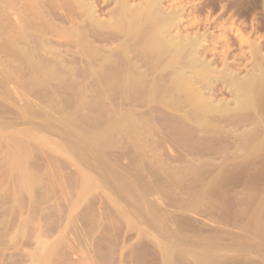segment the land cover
Returning <instances> with one entry per match:
<instances>
[{
  "label": "rangeland",
  "instance_id": "obj_1",
  "mask_svg": "<svg viewBox=\"0 0 264 264\" xmlns=\"http://www.w3.org/2000/svg\"><path fill=\"white\" fill-rule=\"evenodd\" d=\"M152 1L0 0V264H264V0Z\"/></svg>",
  "mask_w": 264,
  "mask_h": 264
},
{
  "label": "bare ground",
  "instance_id": "obj_2",
  "mask_svg": "<svg viewBox=\"0 0 264 264\" xmlns=\"http://www.w3.org/2000/svg\"><path fill=\"white\" fill-rule=\"evenodd\" d=\"M143 1H144V0H143ZM151 1H152V0H151ZM127 2H128V1H127ZM145 2H146V0H145ZM147 2H149V0H148ZM147 2H146V3H147ZM156 2L158 3V1H156ZM156 2H155V4H154V1H152V3H153L154 5H156ZM125 3H126V2H125ZM149 3H151V2H149ZM128 4H129V2H128ZM153 4H152V5L150 4V5H151V6H150V5L147 3V5H148L147 9L151 10V11H150L151 13H153V11H152L151 8H149V6H150V7H153ZM123 5H124V4H123ZM157 5H158V4H157ZM124 6H125V5H124ZM141 6L143 7V8H142V12H143V11L145 10V8H146V7H144V6H146V5L144 4V5H141ZM119 7H120V5H119ZM135 7H136V6H135ZM137 7H138V5H137ZM137 7H136V9H137ZM156 7H158V6H156ZM123 8H124V7L122 6V9H123ZM129 8H130V7H129ZM132 8H133V7H132ZM132 8H130V10H131ZM154 8H155V6L153 7V10H154ZM119 9H120V8H119ZM125 9H127V7H126ZM125 9H124V11H125ZM134 9H135V8H134ZM158 9H159V7H158ZM127 10H128V9H127ZM127 10H126L125 12H127ZM137 10H138V9H137ZM155 10H156V9H155ZM124 11H123V12H124ZM131 11H132V10H131ZM134 11H136V10H134ZM156 11H157V10H156ZM159 11H160V10H159ZM125 12H124V14H125ZM129 12H130V11H128V13H129ZM150 12H149V15H150ZM154 12H155V11H154ZM128 13H127V14H128ZM146 13H147V11H146ZM157 13H158V12H156V14H157ZM127 14H126V15H127ZM131 14H132V16L134 17V15H133V11H132ZM136 14H137V13H136ZM144 14H145V13H144ZM147 14H148V13H147ZM147 14H146V16H147ZM154 14H155V13H154ZM122 15H123V14H122ZM128 15H130V13H129ZM138 15H139V14H138ZM138 15H137V16H138ZM141 15H142V14H141ZM141 15H140V16H141ZM151 15H152V14H151ZM130 16H131V15H130ZM142 16H143V15H142ZM153 16H154V15H153ZM124 17L126 18V16H123V18H124ZM138 17H139V16H138ZM119 18L121 19V14H120V17H119ZM123 18H122V19H123ZM135 18H136V16H135ZM139 18H140V17H139ZM139 18H136V19H137L136 21H140ZM142 18H143V17H142ZM144 18H145V16H144ZM153 18H154V17H153ZM131 19H132V17H131ZM133 19H134V18H133ZM133 19H132V20H133ZM149 19H150V17H149ZM154 19H155V18H154ZM168 19H169V18H168ZM126 20H127V19H126ZM134 20H135V19H134ZM134 20H133V21H134ZM142 20H143V19H142ZM145 20H146V19H144V21H145ZM157 20H158V19H157ZM163 20H165V19H163ZM169 20L172 21V19H169ZM127 21L130 22V20H127ZM147 21H149V20L147 19ZM171 21H170V22H171ZM173 21H174V20H173ZM129 22H127V23H129ZM141 22H142V21H141ZM149 22H150V21H149ZM149 22H148V23H149ZM161 22H162V20H161ZM164 22H165V21H164ZM130 23H131V22H130ZM138 23L140 24V22H138ZM148 23H147V25H148ZM156 23L158 24V22H156ZM166 23H168V20H167ZM135 24L137 25V23H135ZM139 24H138V25H139ZM150 24H152V23H150ZM154 24H155V23H154ZM142 25L144 26L145 24L143 23ZM171 25H172V24H171ZM140 26H141V25H139V28H140ZM153 26L156 27L155 25H153ZM158 26H159V31H161V32H159V34L164 33V32H162L161 29H162V28H167V26L164 27L163 24L160 25V23H159ZM130 27H131V26H130ZM148 27H149V26H147L146 29H148ZM150 27H152V26H150ZM150 27H149V29H150ZM154 27H153V29L156 30V28H154ZM160 27H161V28H160ZM169 27L171 28V26H169ZM172 27H173V25H172ZM144 28H145V27H144ZM170 28H168V29H170ZM128 29H129V28H128ZM140 30H141V29H140ZM144 30H145V29H144ZM155 30H154V31H155ZM165 30H166V29H164L163 31H165ZM149 32H150V30H149ZM151 32H152V34H153V31H151ZM151 32H150V33H151ZM157 32H158V31H157ZM144 33H145V32H144ZM155 34H156V33H155ZM157 34H158V33H157ZM164 34H165V33H164ZM154 36H155V35H154ZM200 36H201V35H200ZM202 36H203V35H202ZM242 36H244V35H242ZM155 37H156V36H155ZM157 37H158L159 40L157 39ZM157 37H156V40L153 41V43H152L151 46H150L151 49H149V54H150V51H153L154 54H155L156 52H159V53L161 54L162 52H164L163 49L167 51V49H165V47H166L167 45H168V46H171L170 41H171L172 39H171L170 41L168 40L170 44H167V43H168L167 41H163V42H167V43H166L167 45L164 47L163 42H161L162 39L159 37V35H157ZM178 37H179V36H178ZM196 37H197V36H196ZM148 38H149V37H148ZM164 38H165V37H164ZM181 38H182V37H181ZM244 38H245V37H244ZM154 39H155V38H154ZM160 39H161V40H160ZM178 39H179V38H178ZM195 39H196V38H195ZM195 39H193V40H195ZM201 39H202V37H201ZM246 39H247V38H246ZM151 40H152V39H151ZM151 40L149 39V41H151ZM180 40H181V39H180ZM180 40H179V41H180ZM182 40H183V39H182ZM189 40H190V39H189ZM198 40H199V39H198ZM198 40H196L195 43H198ZM203 40H204V39H203ZM173 41H175V40H173ZM187 41H188V38H187ZM200 41H202V40H200ZM247 41H248V40H247ZM250 41H251V39H250ZM188 42H189V41H188ZM179 43H181V42H178V44H179ZM186 43H187V42H186ZM186 43H185V44H186ZM191 43H194V42H190L189 44H191ZM195 43H194V44H195ZM200 43H201V42H200ZM256 43H257V42H256ZM256 43H253V44H256ZM172 44H174V43H172ZM189 44H188V45H189ZM201 44H202V43H201ZM251 44H252V43H251ZM260 44H261V43H260ZM260 44H259V45H260ZM146 45H147V44H146ZM175 45H176V46H175ZM179 45H180V44H179ZM182 45H183V44H182ZM188 45H187V46H188ZM191 45H192V44H191ZM191 45H190V46H191ZM195 45H196V44H195ZM195 45H194V47H195ZM198 45H199V44H198ZM202 45H203V44H202ZM245 45H246V43H245ZM256 45H257V44H256ZM185 46H186V45H184V48H185ZM187 46H186V47H187ZM248 46H249V45H248ZM252 46H253V45H252ZM146 47H147V46H145V49H147ZM172 47H174L175 49H178V50H179V48H180L181 51L179 50V51H180L179 53H180V54L182 53V49H183L182 46H181V47H178L177 44H176V42H175L174 45H172ZM177 47H178V48H177ZM200 47H201V46H200ZM249 47H250V46H249ZM143 48H144V46H143ZM189 48H190V47H188V49H189ZM191 48H192V49H191ZM191 48H190L189 50H190V51H191V50L193 51V49H194L193 46H191ZM255 48H256V47H255ZM257 48H258V46H257ZM257 48H256V50H257ZM259 48H261V46H259ZM259 48H258V50H259ZM130 49H131V47H130ZM172 49H173V48H172ZM199 49L201 50V48H199ZM169 50H170V49H169ZM184 50H186V52H187V54H188V51H189V50H187V48H186V49H183V51H184ZM194 50H195V49H194ZM196 50H198V49H196ZM196 50H195V51H196ZM246 50H247V49H246ZM246 50H245V51H246ZM248 50H249V49H248ZM250 50H251V48H250ZM253 50H255V49L253 48ZM256 50H255V51H256ZM258 50H257V52L254 51V52H255L254 55L257 54V56H256V57H258L257 60H258V62H260V61H263V60H264V55H263V57L261 56L262 59H260L261 57L259 58L258 54L260 55V53H262V52H260V51L258 52ZM260 50H261V49H260ZM141 51H142V49H141ZM144 51H145V50L143 49V52H144ZM175 51H176V50H175ZM190 51H189V52H190ZM198 51H199V50H198ZM263 51H264V50H263ZM146 52H147V50H146ZM171 52H172V50H171ZM171 52H167V53L171 54ZM196 52H197V51H196ZM242 52H243V51H242ZM247 52H248V51H247ZM254 52H252V56H253V53H254ZM151 53H152V52H151ZM164 53H165V52H164ZM173 53H176V52L173 51ZM179 53L177 52L176 54L180 55ZM191 53H192V52H191ZM191 53H189V54H191ZM248 53L250 54V52H248ZM152 54H153V53H152ZM182 54H183V53H182ZM182 54H181V55H182ZM189 54H188V56H189ZM193 54L195 55V53H193ZM198 54H199V53H198ZM262 54H263V53H262ZM262 54H261V55H262ZM135 55H136V54H135ZM137 55H138V54H137ZM137 55H136V56H137ZM146 55L148 56V53H146ZM150 55H151V54H150ZM150 55H149V56H150ZM156 55H157V54H156ZM161 55H162V54H161ZM161 55H160L159 61H160V59H161V57H162ZM164 55H166V54H164ZM181 55H180V58H181ZM196 55H197V54H196ZM142 56H143V54H142ZM149 56H148V57H149ZM171 56H172V54L170 55V57H171ZM174 56H176V55H174ZM185 56H186V53H185ZM185 56H183V58H184ZM188 56H186V57L188 58ZM191 56H192V55H191ZM199 56H200V55H199ZM250 56H251V55H250ZM134 57H135V56H134ZM138 57H139V56H138ZM145 57H146V56H145ZM154 57H156V56H154ZM170 57H168V58L171 60L172 58H170ZM176 57H178V62L182 61V60H180L179 56H176ZM193 57H194V56H193ZM253 57H254V56H253ZM150 58H151V57H150ZM168 58H166V59L168 60ZM183 58H182V59H183ZM196 58H199V59L197 60ZM200 58H201V57H196V56H195V59H192V57H191V58H188V62L190 61V63H188V65L186 64V63H187V59H185V60L183 59V60L185 61V62L183 61V63L186 64L187 66L184 65V64L181 63V62H180V63H176L177 61L174 62V61H173L174 58L170 61V64H171L172 61H173L174 64L176 63V64H175V67H178V64H179V66H182V67H183V68L181 67V68L183 69V71H180V72L178 71V72H177V73H179V74L177 75V77H178V90H179L180 92H181V89H183L182 87H183L184 83H186V80L188 79V78L186 77V76H188V74L186 75V74L184 73V72H186V71H184V68H185L184 66H186V68H188V66H189V67H190V68H189L190 71H191V70H195L194 66L197 68L198 63H200V64L202 63V59L200 60ZM175 59H176V58H175ZM189 59H190V60H189ZM191 59H192L193 61H192ZM254 59H256V58L254 57L253 60H254ZM195 60H197L198 62L195 61ZM199 60H200L201 62H199ZM259 60H260V61H259ZM138 61H139V60H138ZM154 61L156 62L157 60L155 59ZM159 61H157V62H159ZM191 61H192V62H191ZM194 61H195V62H194ZM209 61H210V60H205V61H203V63H202V67L204 66V65H203L204 62H205V67H206V66H207V63H206V62H209ZM223 61L225 62V59H224ZM142 62H144V61H142ZM152 62H153V60H152ZM157 62H156V63H157ZM163 62H166V61L163 60ZM193 62H194V64H193ZM224 62H223V64H224ZM247 62H248V61H247ZM247 62H246V63H247ZM252 62H253V61H252ZM252 62H251V63H252ZM255 62H256V61H255ZM255 62H254V64L252 63L253 66H254L256 69H259V68H258L259 65H257L258 62H256V66H255ZM263 62H264V61H263ZM144 63H145V62H144ZM153 63H154V62H153ZM159 63H160V62H159ZM195 63H197V66L195 65ZM213 63H214V62H213ZM215 63H216V62H215ZM226 63H227V62H226ZM248 63H249V62H248ZM251 63H250V64H251ZM136 64H139V63H136ZM174 64H172V66H173ZM182 64H183L184 66H183ZM192 64H193V65H192ZM208 64H210V63H208ZM216 64H217V63H216ZM258 64H259V63H258ZM260 64H261V63H260ZM263 64H264V63H263ZM263 64H261L260 66H262ZM141 65H142V64H141ZM146 65H147V64H146ZM159 65H160V64H159ZM165 65H166V63H165ZM167 65H168V67H169V64H167ZM211 65H212V64H211ZM136 66H137V65H136ZM157 66H158V65H157ZM172 66L170 65V67H172ZM209 66H210V65H209ZM209 66H207L208 69H209ZM225 66H226V64H225ZM225 66H222V73H223V74H224V72H226V71L223 72V70L225 69V68L223 69V67H225ZM230 66H231V65H230ZM230 66H229V68L231 69ZM246 66H247V64H246ZM250 66H251V65H250ZM253 66H252V70H253V68H254ZM263 66H264V65H263ZM263 66H262V67H263ZM140 67H141V66H140ZM140 67H139V68H140ZM159 67H160V66H159ZM168 67H165V68H168ZM198 67H199V70H198V69L195 70L196 73H197V75L200 76V74H205V73H204V72H206V71H204V70H206L205 67H204V70H203V71H202L203 68H202L200 65H199ZM212 67H213V65H212ZM212 67L210 66V69H209V70L212 69V71H213V68H212ZM214 67H215V66H214ZM217 67H218V66H217ZM232 67L234 68V66H232ZM143 68H144V67H143ZM143 68H142V69H143ZM146 68H148V67H146ZM146 68H145V69H146ZM162 68H164V66L161 67L160 70H162ZM179 68H180V67H179ZM200 68H202V69H200ZM227 68H228V65H227ZM227 68H226V69H227ZM229 68H228V69H229ZM246 68H247V67H246ZM249 68H251V67H249ZM145 69H144V70H145ZM208 69H207V70H208ZM215 69H216V68H215ZM218 69H219V68H218ZM256 69H254V70H256ZM261 69H262V73H260V74H261V75H260L261 79H259V78H257V77H256V78L259 79V81H260V82H263V84H264V68H260V71H261ZM164 70H165V69H164ZM180 70H181V69H180ZM209 70L207 71V73L209 74V76L207 75L208 77H206V78L210 80V79H212V78H210V73H211L212 71L209 72ZM219 70H220V69H219ZM149 71H150V70H149ZM187 71H189V70H187ZM201 71H202L203 73H202ZM215 71H216V70H215ZM215 71H214V72H215ZM229 71H230V70H229ZM233 71H234V70H233ZM249 71H251V69H250ZM257 71H259V70H257ZM257 71H255V72H257ZM145 72H146V71H145ZM191 72H192V71H191ZM214 72H213V74H214ZM216 72H217V71H216ZM255 72L253 73L254 76H251V78L253 79L252 84L255 83V82H254V78H253V77H255ZM192 73H193V72H192ZM192 73H191V74H192ZM207 73H206V74H207ZM217 73H220V72H217ZM217 73H215L214 76H215ZM227 73H228V71H227ZM257 73H258V72H257ZM206 74H205V75H206ZM235 74H236V73H235ZM235 74H234V72H233L232 75H235ZM185 75H186V76H185ZM192 75H193V74H192ZM205 75L203 76V78L205 77ZM217 75H218V74H217ZM226 75H228V74H226ZM226 75H225V77H226ZM230 75H231V71H230ZM251 75H252V74H251ZM198 76H197V77H198ZM177 77H176V78H177ZM211 77H212V76H211ZM225 77H223L224 80L226 79ZM227 77H229V76H227ZM232 77H234V76H232ZM248 77H250V76H248V74H247V77H246L247 80H249ZM186 78H187V79H186ZM193 78L195 79V77H192V79H193ZM206 78H204V79H206ZM215 78H216V77H215ZM215 78H214V79H215ZM217 78H218V77H217ZM229 78H230V77H229ZM251 78H250V79H251ZM184 79H186V80L184 81ZM190 79H191V77H190ZM198 79H200V77H198ZM201 79H202V75H201ZM201 79H200V80H201ZM214 79H213V80H214ZM227 79H228V78H227ZM252 79H251V80H252ZM188 80H189V79H188ZM196 80H197V79H196ZM200 80H199V81H200ZM209 80H208V81H209ZM232 80H233V79H231V81H232ZM238 80H239V79H238ZM247 80H246V81H247ZM251 80H250V81H251ZM197 81H198V80H197ZM199 81H198V82H199ZM203 81H204V80H203ZM205 81H206V80H205ZM205 81H204V83L206 84ZM255 81L257 82V84L259 83L258 80L255 79ZM187 82H188V81H187ZM193 82H194V81H193ZM201 82H202V81H201ZM234 82H235V79H234ZM234 82H232V84H233ZM237 82H238V81H237ZM237 82H236V84L238 85L239 82H238V83H237ZM240 82H241V81H240ZM182 83H183V84H182ZM189 83H191V82H189ZM195 83H197V82H195ZM199 83H200V82H199ZM211 83H212V82H211ZM245 83H246V82H245ZM245 83H244V84H245ZM191 84H192V83H191ZM234 84H235V83H234ZM246 84L249 85L248 82H247ZM246 84H245V85H246ZM260 84H261V83H260ZM263 84H262V86H263ZM186 85H187V83L184 85V88H185L184 91L182 90L186 95H184L185 97L182 96V98H186V96H187V97H188V96L190 97V95H191V96H192V95L194 96L193 93L190 94V95L186 93V92L190 93L189 91H187V90H190V88L188 87V88L186 89V87H185ZM245 85H242V86H244V88H245ZM253 85H254V84H253ZM187 86H188V85H187ZM200 86H202V84H201ZM242 86H241V87H242ZM256 86H257V85H256ZM206 87H207V86H206ZM236 87H237V86H236ZM236 87H234V88H236ZM241 87H240V88H241ZM249 87H250V88H249ZM259 87H260V86H259ZM201 88H202V87H201ZM204 88H205V86H204ZM211 88H212V87H211ZM242 88H243V87H242ZM260 88H263V87H260ZM237 89H239V88H237ZM237 89H236V90H237ZM252 89H253V88H251V86H248V87L246 86V88L243 89L244 91H243L242 89H240V90H238V91H241V90H242V91H241L242 96H243V97H246V99H247L248 97L251 98L252 96H254V95H252V96L250 95V94H252V93H251V91H253ZM255 89H256V88H255ZM255 89H254V90H255ZM257 89H258V88H257ZM257 89H256V90H257ZM185 90H186V92H185ZM191 90H192V89H191ZM191 90H190V91H191ZM238 91H237V92H238ZM180 92H179V93H180ZM191 92H193V91H191ZM196 92H198V91H196ZM242 92H243L245 95H247L248 97H247V96H244V94H243ZM262 92H264V91L262 90ZM179 93H178V97L180 98L181 96H179ZM199 93H200V92H199ZM257 93H258V92H257ZM259 93H261V92H259ZM259 93H258V94H259ZM201 94H202V93H201ZM236 94H237L238 96H240V92H239V94H238V93H236ZM262 94H263V93H262ZM262 94L259 95V96L261 97ZM180 95H181V94H180ZM196 95H198V94H196ZM256 96H257V95H256ZM259 96H257V99H259V98H258ZM252 98H253V97H252ZM252 98L250 99V101L253 100ZM180 99H181V98H180ZM246 99H243V100L246 101ZM255 99H256V97H255ZM262 99H263V98H262ZM181 100L186 101L185 99H181ZM200 100H201V99H200ZM243 100H242V101H243ZM260 100H261V99H259V101H260ZM248 101H249V99H247L246 102H248ZM255 101H256V100H255ZM255 103H256V102H255ZM258 103H259V102H258ZM203 104H204V103H203ZM246 104H247V103H246ZM249 104H250V102H249ZM243 105H244V104H243ZM204 106H205V105H204ZM204 106H203V107H204ZM209 107H210V106H209ZM203 109H204V108H203ZM210 109H212V108H210ZM210 109H209V110H210Z\"/></svg>",
  "mask_w": 264,
  "mask_h": 264
}]
</instances>
